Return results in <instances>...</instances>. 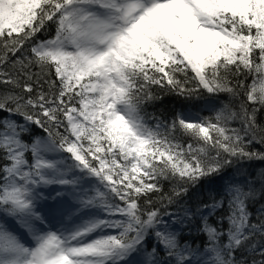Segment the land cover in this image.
Returning a JSON list of instances; mask_svg holds the SVG:
<instances>
[{"label":"snow or ice","instance_id":"1","mask_svg":"<svg viewBox=\"0 0 264 264\" xmlns=\"http://www.w3.org/2000/svg\"><path fill=\"white\" fill-rule=\"evenodd\" d=\"M157 88L229 103L166 122ZM0 112V264H264V168L151 207L264 161V0H0Z\"/></svg>","mask_w":264,"mask_h":264},{"label":"trees","instance_id":"2","mask_svg":"<svg viewBox=\"0 0 264 264\" xmlns=\"http://www.w3.org/2000/svg\"><path fill=\"white\" fill-rule=\"evenodd\" d=\"M52 35L51 32L48 33H41L39 34V39H46ZM27 47V45H26ZM251 78L249 77V80L247 82H250ZM19 91V90H17ZM154 91L161 96L162 98L152 102L148 105H146L147 111L150 113H154L155 115L159 116L161 119H166V122L171 121L175 118V116L179 113V108H191V109H197L199 105L212 103L213 107L215 109H218L222 107L224 104L229 103V97L227 94L221 93L219 96H211L207 93H200L199 98H197L196 95H194L191 98H184L181 96H178L174 93L168 92L166 89H154ZM204 104V105H205ZM6 112H0V117H8L9 114ZM214 115V110L212 112H205L203 113L202 118L211 117ZM11 119H14L11 117ZM15 119H17V116H15ZM14 119V120H15ZM261 120H264V116L260 117ZM235 126V125H234ZM35 133H42L39 129L34 128L33 134ZM30 135H24L22 138L27 141L29 139ZM190 142L187 137L182 138V143L187 144ZM250 149H255L258 151H264V145L253 143L250 145ZM0 163H3L2 160H0ZM264 168V161H253L251 163L246 164H235L232 167L227 168L223 176L221 178H216L212 181H202L201 184L197 188H190L189 195L187 197L181 198L180 201L177 203H174L172 205H168L166 208L161 207L160 201L157 200V196L160 194H155L153 196V204L151 207H159L161 212L164 211H174L177 212L180 210L181 205L187 201V204L189 207H194L198 203H210L211 198L213 195H215L217 198H219L222 190V185L225 180H235L243 182L245 179V176L240 174L238 172L239 169H247V173L255 176L256 173ZM163 184V190L165 194H168L171 192L172 182L170 181H162ZM261 203H264V200H260L255 202L254 204L249 205V210L252 212V220L253 222L256 221L257 216V210L260 208ZM145 207H149L148 205H145ZM213 223H215V220H212ZM225 227L227 225L225 224ZM182 241H187L193 245V247L200 246L202 247L205 243V237L203 235L197 234L195 231L191 233L185 232V235L182 236ZM149 245V248L152 245V241L147 242ZM162 255V253H161ZM239 256L240 254L237 253Z\"/></svg>","mask_w":264,"mask_h":264},{"label":"bare ground","instance_id":"3","mask_svg":"<svg viewBox=\"0 0 264 264\" xmlns=\"http://www.w3.org/2000/svg\"><path fill=\"white\" fill-rule=\"evenodd\" d=\"M180 114L182 113H187L189 114L191 117L193 118H202L203 113L206 112L204 105H199V107L197 109H191V108H185L183 107L182 109L179 108Z\"/></svg>","mask_w":264,"mask_h":264},{"label":"rangeland","instance_id":"4","mask_svg":"<svg viewBox=\"0 0 264 264\" xmlns=\"http://www.w3.org/2000/svg\"><path fill=\"white\" fill-rule=\"evenodd\" d=\"M4 114H6V113H4ZM182 114H186V115H189V114H187V113H182ZM1 118V117H0ZM166 220L167 219H169L167 216L166 217H164Z\"/></svg>","mask_w":264,"mask_h":264}]
</instances>
